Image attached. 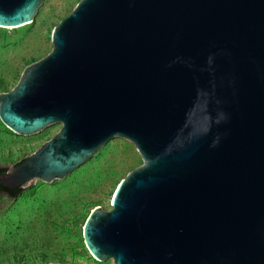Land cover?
Wrapping results in <instances>:
<instances>
[{
	"label": "water",
	"instance_id": "95a60500",
	"mask_svg": "<svg viewBox=\"0 0 264 264\" xmlns=\"http://www.w3.org/2000/svg\"><path fill=\"white\" fill-rule=\"evenodd\" d=\"M44 0H0V28ZM0 93L20 136L59 124L7 189L62 180L115 137L142 165L82 227L113 264H264V0H80ZM57 264V263H49Z\"/></svg>",
	"mask_w": 264,
	"mask_h": 264
},
{
	"label": "rangeland",
	"instance_id": "374dc122",
	"mask_svg": "<svg viewBox=\"0 0 264 264\" xmlns=\"http://www.w3.org/2000/svg\"><path fill=\"white\" fill-rule=\"evenodd\" d=\"M79 1L44 0L31 24L0 28V93L9 92L27 66L50 53L53 28ZM60 127L20 136L0 122V166L28 158ZM141 165L134 145L115 137L64 179L34 181L17 198L1 194L0 264H113L112 259H94L86 250L84 218L95 207L110 211L118 183Z\"/></svg>",
	"mask_w": 264,
	"mask_h": 264
},
{
	"label": "trees",
	"instance_id": "16d2710c",
	"mask_svg": "<svg viewBox=\"0 0 264 264\" xmlns=\"http://www.w3.org/2000/svg\"><path fill=\"white\" fill-rule=\"evenodd\" d=\"M25 159L21 160L20 162H18L16 165L22 163ZM6 171V168L4 167H0V174H2L3 172ZM22 193V189L21 188H16V189H7L4 188L0 182V195L1 194H5L7 196H9L10 198H17L20 194ZM89 215V214H88ZM88 215H86V217L84 218V222L86 221ZM84 224V223H83Z\"/></svg>",
	"mask_w": 264,
	"mask_h": 264
}]
</instances>
